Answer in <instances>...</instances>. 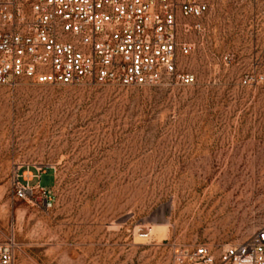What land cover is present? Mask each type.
<instances>
[{
	"label": "rangeland",
	"instance_id": "1",
	"mask_svg": "<svg viewBox=\"0 0 264 264\" xmlns=\"http://www.w3.org/2000/svg\"><path fill=\"white\" fill-rule=\"evenodd\" d=\"M204 1L182 59L193 85H0V242L16 264H173L264 227V0ZM18 167L47 202L14 197Z\"/></svg>",
	"mask_w": 264,
	"mask_h": 264
},
{
	"label": "built area",
	"instance_id": "2",
	"mask_svg": "<svg viewBox=\"0 0 264 264\" xmlns=\"http://www.w3.org/2000/svg\"><path fill=\"white\" fill-rule=\"evenodd\" d=\"M208 11L204 0H0V85H193L182 59L191 36L204 37ZM20 168L14 197L41 191L47 202L49 191L22 183ZM15 248L0 242V264H16ZM173 264H264V227L239 243L178 249Z\"/></svg>",
	"mask_w": 264,
	"mask_h": 264
},
{
	"label": "crops",
	"instance_id": "3",
	"mask_svg": "<svg viewBox=\"0 0 264 264\" xmlns=\"http://www.w3.org/2000/svg\"><path fill=\"white\" fill-rule=\"evenodd\" d=\"M40 175L41 174L39 173V171H36V173H33L32 171L26 170V171H23L21 174H19V179L22 183H28L29 185H31V182L34 179H37V183L33 185H40L39 184Z\"/></svg>",
	"mask_w": 264,
	"mask_h": 264
},
{
	"label": "bare ground",
	"instance_id": "4",
	"mask_svg": "<svg viewBox=\"0 0 264 264\" xmlns=\"http://www.w3.org/2000/svg\"><path fill=\"white\" fill-rule=\"evenodd\" d=\"M164 225H166V224H164ZM164 225H163V226H164Z\"/></svg>",
	"mask_w": 264,
	"mask_h": 264
}]
</instances>
